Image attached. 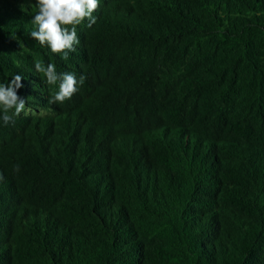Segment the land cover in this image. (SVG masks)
<instances>
[{"label": "trees", "instance_id": "obj_1", "mask_svg": "<svg viewBox=\"0 0 264 264\" xmlns=\"http://www.w3.org/2000/svg\"><path fill=\"white\" fill-rule=\"evenodd\" d=\"M0 264H264V0H0Z\"/></svg>", "mask_w": 264, "mask_h": 264}]
</instances>
